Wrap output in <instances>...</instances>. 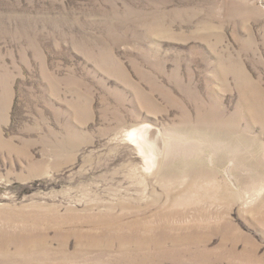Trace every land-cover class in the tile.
Listing matches in <instances>:
<instances>
[{"label":"rangeland","instance_id":"374dc122","mask_svg":"<svg viewBox=\"0 0 264 264\" xmlns=\"http://www.w3.org/2000/svg\"><path fill=\"white\" fill-rule=\"evenodd\" d=\"M263 103L264 0H0V264H264ZM147 128L256 165L147 175Z\"/></svg>","mask_w":264,"mask_h":264},{"label":"bare ground","instance_id":"6f19581e","mask_svg":"<svg viewBox=\"0 0 264 264\" xmlns=\"http://www.w3.org/2000/svg\"><path fill=\"white\" fill-rule=\"evenodd\" d=\"M258 117H261L264 119V105L260 106L258 108ZM257 120H262V119L257 118ZM217 129L218 128H211V129H207V130L206 129H197V130H191V131H186V132L181 133V135H180L181 140H183L185 138L188 139L189 136L191 135L192 138L199 139L201 141V145L204 148L209 149V151L211 153V154H209V153L205 154V157L203 158L204 163H202V165H201V164L193 161V158H192L193 155L197 154V151H198V149L194 145V143L189 142V143L183 144L182 148H180V149H182L186 152L185 158L190 162V164L189 165L183 164L181 167H177V165L173 161L168 163L166 158H165L164 165H163V162L159 161L160 157L162 159L163 158L162 156H164L165 148H166V154H165V157H166L169 154V152L172 151V147L170 146L168 141H166L165 145L161 149V147L159 146V144H157V141H156L158 139V135H159L158 130L147 128L145 130V141L140 138V136L137 134L136 131L129 133V137L132 140V142L137 146L138 151L144 157V159L147 163V165H146V167H147L146 172H148L147 175H149V174L157 175V174H160L161 172H164V179L166 177H168V175H169L171 177H175V178H173V180L177 179L179 177H183V176H185V177L190 176L191 179L193 177L195 179H200L203 177V181H207L208 186L210 184L215 186L216 184H214V183H216V180H217V179L215 180V170H216L214 168L215 164H219V161L224 160V158L226 157V158H230V159H232V158L238 159L239 161L241 160L242 164L245 166H248V168L254 167L256 164L252 160H250V158H245L244 155L255 154V152L258 148V147H256V144L254 142H251L245 136L235 137L234 135H232L230 133H227V132L224 133L223 131H219ZM153 138H156V139H153ZM251 149H252V151H251ZM241 154L243 156L240 157ZM226 161H228V159H226ZM205 166L207 168H210V169L212 168V169L210 171H206V170H204ZM226 177L229 181H231L230 183H233V180L230 178L231 176L227 175ZM241 180H242V178H241ZM196 181H198V180H196ZM191 185H192V182H191ZM219 185L221 186V184H219ZM207 191H209V190H207ZM214 191H212L210 194H208L209 196H207V197L216 199L214 197H216L219 193L217 194ZM189 195H191V194H189ZM203 196H205V195H203ZM221 197H222V195L220 196V198ZM59 239H61V238H59ZM6 242L9 243V241H7V240H6Z\"/></svg>","mask_w":264,"mask_h":264}]
</instances>
